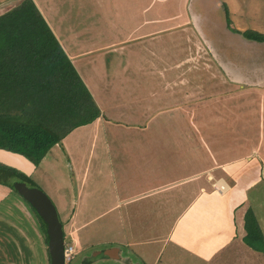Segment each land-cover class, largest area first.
I'll list each match as a JSON object with an SVG mask.
<instances>
[{
    "label": "crops",
    "instance_id": "0c3cea01",
    "mask_svg": "<svg viewBox=\"0 0 264 264\" xmlns=\"http://www.w3.org/2000/svg\"><path fill=\"white\" fill-rule=\"evenodd\" d=\"M33 1L47 18L49 3ZM221 3L210 14L216 21L225 13ZM196 5L78 0L63 31L51 29L101 117L72 131L38 167L1 149L0 163L49 194L75 254L91 247L95 231H86L95 221L108 220L99 225L112 231L120 222L123 241L103 237L105 248L93 255L99 261L131 264L129 255L138 261L132 264H264V252L244 242L248 208L264 236L249 202L264 183V82L244 83L241 63L230 66L214 35L206 36ZM237 35L245 46L262 45ZM186 44H195L203 66L195 87L182 77ZM199 84V92L217 87L221 94L184 100ZM25 202L0 185V264H51L47 229Z\"/></svg>",
    "mask_w": 264,
    "mask_h": 264
},
{
    "label": "trees",
    "instance_id": "16d2710c",
    "mask_svg": "<svg viewBox=\"0 0 264 264\" xmlns=\"http://www.w3.org/2000/svg\"><path fill=\"white\" fill-rule=\"evenodd\" d=\"M225 7L233 33L264 44V34L232 28ZM100 117L93 96L34 1L23 0L0 15V149L38 167L72 131ZM17 182L37 187L24 173L0 163V185L16 192ZM245 230L244 242L264 252V236L252 208L245 214Z\"/></svg>",
    "mask_w": 264,
    "mask_h": 264
},
{
    "label": "rangeland",
    "instance_id": "374dc122",
    "mask_svg": "<svg viewBox=\"0 0 264 264\" xmlns=\"http://www.w3.org/2000/svg\"><path fill=\"white\" fill-rule=\"evenodd\" d=\"M22 1L23 0H0V15L18 6ZM46 1L51 6L52 10L50 8H47L48 17L47 18L45 17L46 18L45 19L44 16L42 15L43 18L45 19L50 29L53 28L55 31L61 29V31H63V27H64L63 17L66 13H69L67 10L72 5V3L77 4L78 0H75L76 2H74L73 0H40L39 3L40 4H42L43 2L47 3ZM218 2H222L223 4L227 5V8L229 10L230 21L232 22V25H233L231 26L232 28H236V29L243 30V31L251 30V31H256L261 34H264V0H204L205 6L201 4L200 2H198V0H191V3H197L198 8L200 9L199 15L198 13L197 15L200 18V22L205 26L206 36L212 37V35H214V39L216 41L215 46L217 50L222 49L221 50L222 54H224L225 58L228 60V62H230L228 64L230 66L236 67L239 62L241 63L242 65L241 69L245 70V72H243L244 77L247 78L245 79L244 83L248 84L253 81H263L264 82V44L260 45V48L252 47V45L250 44H253V43H248L245 46V44L242 41L244 39L242 37H239L237 34L233 33L227 27L226 15L223 10L220 12V16H219L221 21H219L218 18L216 21L214 16L213 15L211 16L210 14H213L216 12L217 9H214V5H217ZM91 3H94V0H89V4ZM222 3L220 6H223ZM49 10H50L51 16H49ZM53 12H56V14L54 15ZM212 18H214V20H212ZM195 38L196 37L194 35L193 40H195ZM201 41L205 42L203 38H201ZM190 47H191L190 44H186L185 48L183 47V52H182L183 55L181 56L182 58L181 67H184L183 68L184 71H183L182 77L184 81H192L195 87V84L198 82L197 79L199 78L198 72L199 70L202 72L203 66H200V67L197 66L198 60L196 61L195 59V56H196L195 44H193V48H190ZM200 53H203V52L200 50ZM245 53L247 54V56H248V53L250 55L248 57H244L241 60L239 59L237 61L236 57L239 55H244ZM186 57L187 59H185ZM185 60L187 62V65L184 63ZM182 63H183V66H182ZM257 67L261 68V71L256 69ZM200 86L202 87L204 86V84H199L198 90L193 91V94L192 92H189V91L186 92V94L184 93L183 99L184 100L191 99L194 97V95H198L200 99L208 95H214L215 97H217L221 94L218 92L217 87H213V88L209 87V88H206V91L202 89L203 91L199 92ZM42 185L44 186V184ZM48 192L50 193V191ZM250 196L251 197H249V200H250L249 202L251 206L256 210L258 215L262 218V222L264 223V183L257 189L252 190ZM52 197H53V194H52ZM4 205H6V207H3L6 210L5 211L6 214L11 215V213H13V209L9 207H11L12 205H10L9 203L8 204L6 203ZM60 221L62 222L61 218H60ZM107 221L108 220H96L95 221L96 224L98 223V225L86 231V232H89L92 229L93 231H95L94 233L93 232H90L91 234L89 233L90 240L88 241L92 243L91 247H89L86 251H81V252L76 251V254L73 255L71 262L66 263V264H121L116 261H99V258L98 259L93 258L94 257L93 255L97 251L105 248L103 244H105L106 242H103L104 241L103 237L109 238L112 241L111 243H114L113 242L114 240H118V241H115L117 243H120L123 241L122 234H124V231H123L121 223L118 222V225H117L116 222L113 221L112 222L113 230L110 231L109 229L103 228L102 226L99 225V224L103 225ZM46 229H47V226H46ZM104 231L109 232V233L108 234L102 233ZM97 241H100V244H97L99 243ZM65 244H67V240ZM128 257L131 258L132 263L138 262L135 258L129 255ZM94 260H96V262H94Z\"/></svg>",
    "mask_w": 264,
    "mask_h": 264
},
{
    "label": "water",
    "instance_id": "95a60500",
    "mask_svg": "<svg viewBox=\"0 0 264 264\" xmlns=\"http://www.w3.org/2000/svg\"><path fill=\"white\" fill-rule=\"evenodd\" d=\"M14 188L47 226L51 264H66L64 227L60 221L56 206L50 197L42 189L29 187L24 182L15 183Z\"/></svg>",
    "mask_w": 264,
    "mask_h": 264
},
{
    "label": "built area",
    "instance_id": "2783aa9c",
    "mask_svg": "<svg viewBox=\"0 0 264 264\" xmlns=\"http://www.w3.org/2000/svg\"><path fill=\"white\" fill-rule=\"evenodd\" d=\"M65 262L69 263L72 260L73 255L75 254L74 248L68 244H65Z\"/></svg>",
    "mask_w": 264,
    "mask_h": 264
},
{
    "label": "bare ground",
    "instance_id": "6f19581e",
    "mask_svg": "<svg viewBox=\"0 0 264 264\" xmlns=\"http://www.w3.org/2000/svg\"><path fill=\"white\" fill-rule=\"evenodd\" d=\"M20 160V159H19ZM21 161V160H20Z\"/></svg>",
    "mask_w": 264,
    "mask_h": 264
}]
</instances>
